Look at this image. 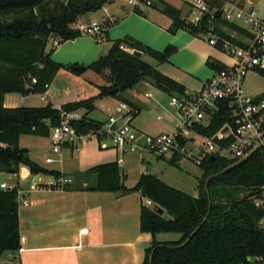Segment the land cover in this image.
<instances>
[{"label":"trees","instance_id":"16d2710c","mask_svg":"<svg viewBox=\"0 0 264 264\" xmlns=\"http://www.w3.org/2000/svg\"><path fill=\"white\" fill-rule=\"evenodd\" d=\"M109 1L112 0H0V172L12 174L20 166H27L32 174L60 177L58 171L45 169L32 161L28 149L19 145L22 135L49 137L50 129L60 122V109L84 110L79 119L70 123L78 133H87L103 124L102 120L89 116L95 109V99L111 97L124 101L135 113L136 105L125 97V93L145 79L170 95H186L187 90L181 83L142 58L145 54L158 63H164L176 51L174 46L168 45L158 51L131 37H124L113 40L104 53L85 65L84 70L90 69L105 80L104 84L97 85L95 94L67 100L60 107L50 103L41 106H3L5 93H44L59 70L72 71L69 64L51 58L54 49L45 51L48 40L53 38L62 43L81 36L82 33L73 24L81 16L97 11ZM161 11L172 19L168 28L172 33L183 28L194 36H201L213 24L218 35L237 45H244L242 38H235L220 30V25L226 24L239 36L250 37L244 27L225 22L220 17L208 14L197 27L187 22L179 9L167 3L162 4ZM136 13L143 15L144 12ZM109 23L107 21L105 25L108 27ZM120 45L124 48H120ZM134 50L140 51L141 56L135 55ZM206 64L213 70L224 66L222 62L209 58ZM254 70L264 76V68L255 67ZM260 95L264 97V93ZM228 119L226 110L222 109L213 115L209 123L195 124L193 129L210 137ZM215 141L221 147L228 146L230 142ZM181 156V153L174 151L168 162L179 167ZM237 159L224 154H205L198 159L196 164L201 175L197 178L195 196L166 184L150 173L141 174L135 185L126 187L122 183L124 175L117 161L89 168L84 174H95V183L84 189L139 191L152 202L151 206L145 203L140 205V231L152 236L150 245L145 249L143 264H149L152 250L150 264H261L264 259V230L259 222L264 211L255 205L254 198L260 196L264 184V147L235 167L216 175ZM209 176L210 199L205 189ZM67 188L66 183L61 186V189ZM17 196L15 188L0 189V254L20 247ZM155 207L162 208L170 218L156 212ZM207 212V219L201 224ZM197 226L199 228L192 234ZM158 233H176L179 238L159 241L156 239ZM185 241L184 245L175 247Z\"/></svg>","mask_w":264,"mask_h":264},{"label":"crops","instance_id":"0c3cea01","mask_svg":"<svg viewBox=\"0 0 264 264\" xmlns=\"http://www.w3.org/2000/svg\"><path fill=\"white\" fill-rule=\"evenodd\" d=\"M112 2L114 0L110 3ZM184 5V14H188V6L186 3ZM155 6L156 2L154 1V4L150 8ZM174 8L179 9L178 7ZM124 11L125 13H130L126 8H124ZM180 14L182 16V10H180ZM187 14L184 16H187ZM135 19L137 22L146 25L149 33L153 37L145 38L131 32L129 34L153 49L158 46V40L160 38H166L167 35H170L168 28L172 23V19L168 16L165 22L157 23L154 15L150 16L146 9L143 15L135 16ZM108 22L111 21L108 20ZM179 37L178 34H174V40H179ZM195 42L200 41L196 36L191 34V37L183 42V45H180L179 48L190 46ZM167 45L176 48V51L166 61L170 63V59L178 53V47L173 43H168ZM100 54L101 51L98 50L86 34H82L71 40H66L61 46L59 43V63L62 64L85 63L86 58L87 60L90 58L95 59ZM208 58L217 60L207 50L199 49L192 62L187 66L170 63L173 68L186 75H181L182 81H179L181 80L179 79V75L167 76L181 83L187 91H192L193 88H188L200 87L207 79V69L213 72V69L206 64ZM155 64L161 63L155 61ZM61 71H65V69L59 70L56 75L61 73ZM190 84H194V86ZM50 85L46 91V99L52 98V94L49 91ZM135 87L137 88V85ZM134 94H132V97L130 95V97L127 96V98L136 105L137 112L134 113L136 115L140 107L137 106ZM30 95L25 96L21 101V94L15 92L5 93L3 96V106H25L24 102ZM50 104L52 103L50 102ZM52 106L59 107V105L55 106L53 104ZM104 109H108L109 111L108 107ZM77 112L78 114H82L84 110L80 109ZM43 138L49 141L47 149L48 155L45 156L44 161L49 164L54 163L52 166H47L42 161L37 160L33 156L35 153L31 152L28 147H22L28 149V156L32 161L45 169L58 171L60 176L69 178L70 182L66 183L68 185L66 190L47 188L45 185L52 181L50 178L55 177L44 173L32 174L26 166H23L22 173L17 177H14L12 174L0 172V182L9 185L13 184L19 190L17 201L20 235V247L18 250L4 251L0 254V256L4 255L2 264H143L145 249L150 245L152 239L150 233L140 231V205L145 203V198L139 191H92L84 189L85 186L82 187L80 184L83 183L85 185L87 179L83 178V181L81 175L78 180L77 176H79L78 172L80 173V171H70L71 169L66 168V160L68 161L70 159L72 164L74 163L72 161V154L79 151L78 148L81 146V142L76 148L64 146L58 153L53 154L49 137ZM20 139L21 137L19 141ZM33 144H37V142L35 143L34 141ZM49 156H52L55 161L46 162V158ZM100 156L105 158V160H110L103 163L117 161L119 167L125 161L119 160L116 152L104 153V155ZM138 157L142 161L145 159L144 155H140V153ZM79 158L75 160L78 168H81V162L84 166H88L90 160L82 158L83 161H80ZM82 172L85 173V171ZM143 173H139L136 182ZM153 174L155 175V173ZM2 176H7L8 179H3ZM44 177L47 180H42ZM36 180L37 183L34 184ZM76 181L78 182L77 185L71 184ZM135 183L129 186L124 185L126 187H132ZM131 193L134 194L129 195ZM82 228H87V233H80L79 231ZM169 234L158 233L156 234V239L159 241H170L179 238V234L175 238L164 236Z\"/></svg>","mask_w":264,"mask_h":264},{"label":"built area","instance_id":"2783aa9c","mask_svg":"<svg viewBox=\"0 0 264 264\" xmlns=\"http://www.w3.org/2000/svg\"><path fill=\"white\" fill-rule=\"evenodd\" d=\"M188 6L187 20L194 26H199L208 14L212 17L219 10L223 21L239 25L242 22L249 33V38H243L244 45L240 46L229 39L221 37L215 32V26L209 25L208 31L201 36L210 45L226 51L231 62L224 64L219 70H213L212 75L202 85L186 95H171L169 105L176 108L181 116L179 124L168 133L150 135L138 131L131 123L134 109L124 101H118L114 107L115 113H110L103 121L100 128L87 133H78L70 121L79 119L82 114L77 111L60 109V122L50 129L49 139L51 151L56 154L64 146L76 148L79 143L91 137L110 139L111 147L125 153H151L156 156H170L174 151L183 153L188 142H191L201 151L200 159L205 154H224L230 158H241L249 150L264 139V97L251 95L244 88V79L247 72L255 67L264 68V15L257 14L252 6H246L245 0H182ZM109 1L108 3H110ZM154 4L153 0H125L130 12H145ZM79 21V20H78ZM73 24L82 34L93 36L97 42L106 39V21H93L90 24ZM211 22V19H209ZM226 24L220 25V30L225 31ZM241 26V25H239ZM226 32V31H225ZM59 44L57 39L53 45ZM120 48H124L120 45ZM35 79H32V83ZM48 89V88H47ZM47 91V90H46ZM46 91L39 93L40 99H46ZM152 93L145 92V97H152ZM27 95L21 96V101ZM225 109L228 115L219 129L210 137L204 136L193 129L195 124H207L216 112ZM161 117L158 116V119ZM215 140H230L228 146L221 147ZM52 156L46 162H53ZM26 168H28L26 166ZM23 166H20L14 177L20 176ZM70 182L67 177L54 178L45 186L47 188L61 189V186ZM37 183V180L34 184ZM19 190L15 185L0 182V189ZM255 205L264 211V184L261 186L259 197L254 198ZM25 203V202H24ZM151 205L150 201L145 203ZM260 227L264 230V216L261 218ZM87 228L80 229V233H87ZM264 264V259L261 261Z\"/></svg>","mask_w":264,"mask_h":264},{"label":"rangeland","instance_id":"374dc122","mask_svg":"<svg viewBox=\"0 0 264 264\" xmlns=\"http://www.w3.org/2000/svg\"><path fill=\"white\" fill-rule=\"evenodd\" d=\"M156 2V6L153 8L148 7L147 11L150 16L154 15L158 22H165L167 15H165L161 11V7L163 3H168L174 7H178L182 10V16L186 18V20H190L192 16H184L185 13V5L182 0H154ZM246 6H252L258 15H264V0H245ZM125 6V0H114L112 3L105 4L102 8L98 9L94 12H89L83 15V17L79 18L78 23L90 24L93 21H108L109 23L106 30V40L104 42H97L96 39L91 35H86L93 44L101 51V54L106 51L109 45L113 40L122 39L124 37H131L137 40L135 37H132L129 32L141 35L145 38L153 37L147 26L141 24L136 21L135 16H140L138 13L128 12L125 13L124 8H128ZM124 7V8H123ZM130 17V18H129ZM132 17V18H131ZM136 21V22H135ZM239 25H246L242 22H239ZM226 27V26H225ZM225 31L238 39H243V37L239 36L234 31L230 30L228 26L225 28ZM169 32V31H168ZM170 35H167L166 38H160L158 40V46L154 49L158 51H162L168 46V43H173L178 47V53L175 57L170 59L171 64H178L180 66H187L192 62L194 56L199 49H205L211 53V56L219 60L224 64H229L231 59L226 51L220 50L217 47L210 45L207 40H205L202 36H196V38L200 42H195L190 46H184L183 48H179L180 45H183V42L187 41L191 34L189 31L181 28L175 32H169ZM174 34H178L180 36L179 40H174ZM53 38H50L46 44L45 51L49 52L50 49H54L51 52V57L54 61L59 62V44L57 46L53 45ZM139 41V40H138ZM141 42V41H139ZM142 43V42H141ZM165 43V44H164ZM63 44L60 43V46ZM145 45V44H144ZM143 60L153 64L159 71L166 75H179V81H182V74L173 68L170 63H161L155 64V60L149 57L148 55H142ZM94 58H90L86 62H80L77 65L85 66L86 64L93 61ZM74 64H69L72 66ZM208 77L212 75L210 69H207ZM183 76H186L183 74ZM105 80L100 75L93 73L90 69L83 70L82 72H74L70 70L61 71L58 75L55 76L50 85V92L52 94L51 99L41 100L39 94H31L30 97L24 102L25 106L29 105H46L47 103H52L55 106L60 107V103H64L67 100H72L79 97L90 96L96 93L97 85L104 84ZM194 86V84H190ZM188 87V86H187ZM190 87V86H189ZM193 88V89H192ZM199 87H190L188 89L196 90ZM244 88L251 95H260L264 93V76L261 75L254 69H251L247 72L244 79ZM144 92L152 93V97L146 98L144 97ZM135 93L137 106L140 107L138 113L132 117L131 123L134 128L138 131H142L143 133H147L150 135H155L159 133H168L172 131L180 122L181 116L178 114L175 107L169 105L171 95L169 93L163 92L159 88H157L149 79H145L137 84V88L134 87L131 91L125 93V97L131 96ZM129 96V97H130ZM118 100L105 97L98 98L94 100L95 109L89 113L91 118L102 120L107 116L108 111L104 108L108 107L110 113L114 112V107L117 105ZM158 116L161 118L158 119ZM37 142V144H33ZM19 145L26 146L28 149L35 153L33 156L37 158V160L42 161L43 164L47 166H52L54 163H45L44 158L48 155V146L49 141L43 137L33 136V135H22L19 141ZM79 151L72 154V164L71 160H66V168L71 169L70 171H77L79 176H77L78 180L82 175L83 178L88 179L87 183L80 186L84 187L87 185H92L95 183V174H84L82 171H87L89 167L94 166L96 164H100L106 161L105 158L100 155H104V153H112L116 152L119 160H125L121 163L120 172L124 174L125 177L122 179V183L125 185H132L136 182L139 173H150L160 178L166 184L175 187L179 190H182L190 195H195L197 193V177H200L201 171L198 165L196 164L197 157L200 156L201 151L197 149L196 146L188 142L185 147L184 152L179 160V167L175 165H171L168 162L169 154L164 156V158H158L156 155L151 153L142 152L140 155H144L145 159L142 161L139 159V153H124L119 149H115L111 147L110 139L106 138H96L91 137L90 139H85L81 141V146H79ZM107 156V155H106ZM71 157V158H72ZM80 157V158H79ZM82 160V158H87L86 160H90L88 166H84L81 162V168H78L75 164L76 159ZM83 161V160H82ZM124 163V164H123ZM68 164V165H67ZM125 166H127L125 168ZM77 174V172H76ZM3 179H8L7 176H2ZM46 178H42L45 180ZM47 180V179H46ZM50 180H54L53 177ZM81 180V181H82ZM82 181V182H83ZM86 181V180H85ZM49 182V181H48ZM77 181L71 184L77 185ZM131 193L129 195H133ZM242 194V193H241ZM145 198V203L150 201L148 198ZM151 205L152 202L150 201ZM150 205V206H151ZM163 216L165 218H170V215L167 212H164ZM169 238H175L178 234L170 233ZM4 261V255L0 256V262Z\"/></svg>","mask_w":264,"mask_h":264},{"label":"water","instance_id":"95a60500","mask_svg":"<svg viewBox=\"0 0 264 264\" xmlns=\"http://www.w3.org/2000/svg\"><path fill=\"white\" fill-rule=\"evenodd\" d=\"M215 16H216V17L219 16V10H217V11L215 12ZM133 53H134L135 55L139 56V57L141 56V52H140V51L134 50ZM70 69H71L72 71H74V72H82V71L85 69V66H82V65H72V66H70ZM262 147H264V139H263L259 144H257L256 146L252 147V148L249 150V152H248L247 154H245L243 157L237 159L236 161L232 162L231 164H229V165L226 166L225 168L219 170V171L216 173V175H218V174H222V173H224L225 171H227L228 169H231V168L235 167L236 165L240 164L241 162L245 161V160H246V159H247L252 153H254L256 150H258V149H260V148H262ZM218 154H219V152H216V155H218ZM209 178H210V176H209L208 178H206V181H205V189H206V192H207V195H208V199H210V198H209V192H208V180H209ZM209 202H210V200H209ZM155 210H156V212H158L159 214H162V213H163V209L160 208V207H155ZM208 213H209V212H207L206 216L202 219L201 224L207 219ZM198 228H199V226L196 227V229L192 232V234H194V233L197 231ZM185 243H186V241L183 242V243L180 244V245L175 246V247H179V246H181V245H184ZM152 255H153V250L150 252V255H149V260H148V263H149V264L151 263Z\"/></svg>","mask_w":264,"mask_h":264}]
</instances>
